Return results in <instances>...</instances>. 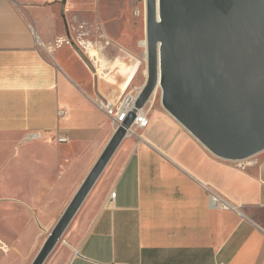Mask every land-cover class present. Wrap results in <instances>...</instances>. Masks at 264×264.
Returning <instances> with one entry per match:
<instances>
[{"label": "crops", "instance_id": "crops-1", "mask_svg": "<svg viewBox=\"0 0 264 264\" xmlns=\"http://www.w3.org/2000/svg\"><path fill=\"white\" fill-rule=\"evenodd\" d=\"M78 6L0 0V264L27 246L35 259L117 131L98 102L118 106L147 79L138 36L104 37L99 55L79 45ZM145 8L120 4L123 25L144 34ZM144 110L149 125L122 141L49 264H264V151L223 159L157 96Z\"/></svg>", "mask_w": 264, "mask_h": 264}, {"label": "water", "instance_id": "water-1", "mask_svg": "<svg viewBox=\"0 0 264 264\" xmlns=\"http://www.w3.org/2000/svg\"><path fill=\"white\" fill-rule=\"evenodd\" d=\"M147 79L134 107L31 264H44L158 89L163 107L215 155L264 151V0H145Z\"/></svg>", "mask_w": 264, "mask_h": 264}, {"label": "rangeland", "instance_id": "rangeland-1", "mask_svg": "<svg viewBox=\"0 0 264 264\" xmlns=\"http://www.w3.org/2000/svg\"><path fill=\"white\" fill-rule=\"evenodd\" d=\"M129 3L130 0H78L79 6L75 9L73 18L75 20V26L72 28L73 35L79 45H81V47L90 46L91 51L98 55L100 53L99 49L101 46V43H99V41L101 39H104V37H108L109 39L117 41L127 34L132 37L138 36V40H141L142 45V47L139 49V57L143 62L140 72H145L146 74L147 60L144 57V52H146L145 54L147 56V43L144 45L142 44L143 39H146V31L144 34H139L136 32L135 28L126 27L125 25H123V23L126 24L127 16H124V19L122 21V14L118 11V7L120 4ZM99 10L101 11V13H99ZM99 14L103 16L104 22L100 21L101 17L99 16ZM143 19L146 28L145 18ZM93 40L94 43H88L90 41L92 42ZM117 46L118 45L113 44L109 46L111 56L119 55L120 50L116 48ZM125 67H123V70L125 69ZM128 69L129 68H127L125 71H128ZM155 96H157L158 100L161 102V89L157 90ZM77 219L78 215L76 214L70 225L66 229L65 233L63 234L62 238L60 239L59 243L53 249L44 264H49L64 248V246L66 245L65 241H67L68 239V234L72 230V227ZM23 248L24 249L22 251V254L19 253L15 257L14 264H31L33 262L32 259H30L33 256V250L29 246Z\"/></svg>", "mask_w": 264, "mask_h": 264}, {"label": "built area", "instance_id": "built-area-1", "mask_svg": "<svg viewBox=\"0 0 264 264\" xmlns=\"http://www.w3.org/2000/svg\"><path fill=\"white\" fill-rule=\"evenodd\" d=\"M145 17H146V8H145ZM134 97L136 96H131V95L126 96L118 106H114V104L111 101L105 99H101L98 102V104L101 109L105 110L109 115L113 117L114 123L119 126L126 120L128 113L133 109ZM136 125L139 127H147L149 125V117L145 110L138 111L132 129ZM58 141L65 142L67 141V137L59 136ZM111 197L114 199L116 197V193L113 192L111 194ZM211 199L215 204L219 203L221 200L220 197L214 192L211 193Z\"/></svg>", "mask_w": 264, "mask_h": 264}, {"label": "bare ground", "instance_id": "bare-ground-1", "mask_svg": "<svg viewBox=\"0 0 264 264\" xmlns=\"http://www.w3.org/2000/svg\"><path fill=\"white\" fill-rule=\"evenodd\" d=\"M145 41V40H144ZM147 43V38H146V42L145 44ZM146 46V45H145ZM96 53L92 52V55H95ZM147 60H148V53H147ZM147 74H148V70H147Z\"/></svg>", "mask_w": 264, "mask_h": 264}]
</instances>
